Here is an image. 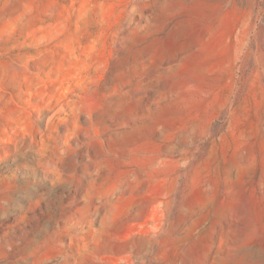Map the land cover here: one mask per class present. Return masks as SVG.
Wrapping results in <instances>:
<instances>
[{"label":"rangeland","instance_id":"374dc122","mask_svg":"<svg viewBox=\"0 0 264 264\" xmlns=\"http://www.w3.org/2000/svg\"><path fill=\"white\" fill-rule=\"evenodd\" d=\"M0 264H264V0H0Z\"/></svg>","mask_w":264,"mask_h":264}]
</instances>
